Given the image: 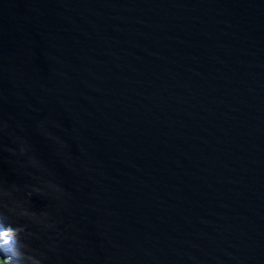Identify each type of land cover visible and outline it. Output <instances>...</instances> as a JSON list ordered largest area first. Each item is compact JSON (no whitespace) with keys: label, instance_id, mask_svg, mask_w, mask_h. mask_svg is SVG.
Wrapping results in <instances>:
<instances>
[{"label":"water","instance_id":"1","mask_svg":"<svg viewBox=\"0 0 264 264\" xmlns=\"http://www.w3.org/2000/svg\"><path fill=\"white\" fill-rule=\"evenodd\" d=\"M9 264H264V0H0Z\"/></svg>","mask_w":264,"mask_h":264},{"label":"clouds","instance_id":"2","mask_svg":"<svg viewBox=\"0 0 264 264\" xmlns=\"http://www.w3.org/2000/svg\"><path fill=\"white\" fill-rule=\"evenodd\" d=\"M5 241H3L2 239H1V234H0V252H1V254L2 255H4L5 254V252H4V250H5ZM5 256V255H4Z\"/></svg>","mask_w":264,"mask_h":264},{"label":"rangeland","instance_id":"3","mask_svg":"<svg viewBox=\"0 0 264 264\" xmlns=\"http://www.w3.org/2000/svg\"><path fill=\"white\" fill-rule=\"evenodd\" d=\"M2 260H4L3 261L4 264H9V262L7 261V258L4 255H2L0 252V262H2ZM3 263H0V264H3Z\"/></svg>","mask_w":264,"mask_h":264},{"label":"trees","instance_id":"4","mask_svg":"<svg viewBox=\"0 0 264 264\" xmlns=\"http://www.w3.org/2000/svg\"><path fill=\"white\" fill-rule=\"evenodd\" d=\"M3 261H4V260H2V262H0V263H3ZM3 264H4V263H3Z\"/></svg>","mask_w":264,"mask_h":264}]
</instances>
